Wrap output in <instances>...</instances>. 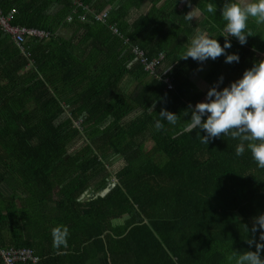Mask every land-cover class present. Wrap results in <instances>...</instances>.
<instances>
[{
	"label": "trees",
	"instance_id": "1",
	"mask_svg": "<svg viewBox=\"0 0 264 264\" xmlns=\"http://www.w3.org/2000/svg\"><path fill=\"white\" fill-rule=\"evenodd\" d=\"M227 2L238 0H0L13 25L50 33L28 39L27 57L0 28V249L32 248L38 264H235L234 253L256 250L252 236L264 243V230L251 232L264 215V169L247 145L237 156L241 141L230 134L205 144L204 130L183 132L190 105L264 60V24L254 18L246 44L227 37L226 55L239 62L180 59L198 28L225 44ZM107 8L97 21L93 12ZM193 10L204 18L185 19ZM133 46L164 55L159 71L173 74L175 89L144 71ZM205 63L206 89L192 79ZM127 76L139 85L125 88ZM164 109L178 121L157 130ZM110 181L105 195L82 199ZM58 227L66 246L54 243Z\"/></svg>",
	"mask_w": 264,
	"mask_h": 264
},
{
	"label": "clouds",
	"instance_id": "2",
	"mask_svg": "<svg viewBox=\"0 0 264 264\" xmlns=\"http://www.w3.org/2000/svg\"><path fill=\"white\" fill-rule=\"evenodd\" d=\"M217 9L210 3L207 6L208 13H215ZM194 10L185 15V19L192 21ZM222 17L227 22L223 35L226 42L223 46L216 38L209 37L206 33H199L189 42V47L180 59L189 58L204 62L208 59L216 60L226 55V49L232 47L229 36L236 37L241 45L247 43V37L252 36L251 31H246L248 21L254 18L257 24H264V0H244V2H227L222 10ZM197 18V17H196ZM238 54L226 55V63L239 62ZM223 82L221 77L219 83ZM191 111V118L183 128V132L192 133L194 129H202L207 135L202 136V142L209 144L210 138L221 135H231L233 139H239L241 143L236 147V155L242 156L247 149L260 169H264V60L246 70L243 77L229 87L218 90V84L207 92L206 102H199L194 107L189 106L185 115ZM160 120L156 122L157 130L164 127L162 121L175 125L178 115L167 109L159 113ZM207 116V119H203ZM197 135H200L197 133ZM248 228V227H247ZM249 230V229H248ZM264 230V215L254 217L251 232ZM66 228H54V243L58 247L65 244ZM260 241H264V231H260ZM249 245L255 244V251H247L243 254H233L231 259L235 264H264L261 252H264V243H258L254 236L247 240Z\"/></svg>",
	"mask_w": 264,
	"mask_h": 264
},
{
	"label": "built area",
	"instance_id": "3",
	"mask_svg": "<svg viewBox=\"0 0 264 264\" xmlns=\"http://www.w3.org/2000/svg\"><path fill=\"white\" fill-rule=\"evenodd\" d=\"M79 5L82 6V3H79ZM85 9L88 13H92L89 7H86ZM14 14L15 11L6 16L0 9V28L5 33L12 35L23 54L29 57L30 51L26 46L28 39L36 38L38 41H44L50 37V33L41 29L13 25L12 20ZM93 15H95L97 21L105 23L109 15V9L107 8L100 13L93 12ZM85 18L86 16L82 17L83 20H85ZM111 30L114 34L121 35L117 26L111 25ZM132 48L134 55L142 64L144 71L148 75L161 80L166 90L175 89V79L173 74L159 71V64L164 59L163 54H159L156 58L150 59L147 57L146 51L138 48V46H133ZM0 254L4 264H38L41 260L40 257L37 256L35 250L29 247H3L0 249Z\"/></svg>",
	"mask_w": 264,
	"mask_h": 264
},
{
	"label": "crops",
	"instance_id": "4",
	"mask_svg": "<svg viewBox=\"0 0 264 264\" xmlns=\"http://www.w3.org/2000/svg\"><path fill=\"white\" fill-rule=\"evenodd\" d=\"M62 35H65L66 38H70V37H73L75 35V31L73 29L65 28V30H62ZM209 67L210 66L208 65V63L203 64L202 66H200L196 70V72L192 76L193 81L204 89L209 87V83L206 80V74L210 69ZM164 72L169 73V70H165ZM135 84L139 85V81L136 80L135 78L130 77V76H127L124 80V83H123L125 88H130V87L132 88V87H134ZM139 113H140V110L138 111L137 114H139ZM96 262L98 264H110L107 260H104L103 258H101V259L98 258L96 260Z\"/></svg>",
	"mask_w": 264,
	"mask_h": 264
},
{
	"label": "rangeland",
	"instance_id": "5",
	"mask_svg": "<svg viewBox=\"0 0 264 264\" xmlns=\"http://www.w3.org/2000/svg\"><path fill=\"white\" fill-rule=\"evenodd\" d=\"M244 1V0H242ZM199 12H195V16L196 17H199V19L197 20H201L204 18V16H198ZM199 33H205V30L204 28H198V30L196 31V34L194 35V37L199 34ZM210 68V67H209ZM136 115V114H135ZM134 115V116H135ZM115 185L114 182H109L105 187L103 188H100L99 190H93L91 189L90 191H87L84 196L82 197L83 200H91V199H95L97 198L98 196L102 195V194H106L108 193V191L113 188V186ZM124 220H122L121 222H123Z\"/></svg>",
	"mask_w": 264,
	"mask_h": 264
},
{
	"label": "water",
	"instance_id": "6",
	"mask_svg": "<svg viewBox=\"0 0 264 264\" xmlns=\"http://www.w3.org/2000/svg\"><path fill=\"white\" fill-rule=\"evenodd\" d=\"M103 195H105V194H102V195H100V196H103Z\"/></svg>",
	"mask_w": 264,
	"mask_h": 264
}]
</instances>
